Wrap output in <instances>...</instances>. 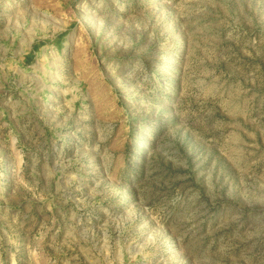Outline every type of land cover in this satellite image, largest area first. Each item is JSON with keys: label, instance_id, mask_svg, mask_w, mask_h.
<instances>
[{"label": "rangeland", "instance_id": "1", "mask_svg": "<svg viewBox=\"0 0 264 264\" xmlns=\"http://www.w3.org/2000/svg\"><path fill=\"white\" fill-rule=\"evenodd\" d=\"M0 264H264V0H0Z\"/></svg>", "mask_w": 264, "mask_h": 264}]
</instances>
